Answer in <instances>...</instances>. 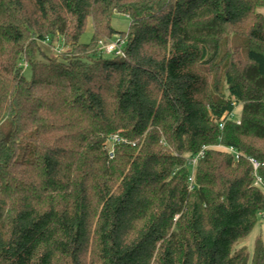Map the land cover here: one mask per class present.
<instances>
[{
    "label": "trees",
    "instance_id": "obj_1",
    "mask_svg": "<svg viewBox=\"0 0 264 264\" xmlns=\"http://www.w3.org/2000/svg\"><path fill=\"white\" fill-rule=\"evenodd\" d=\"M262 8L0 0V264H249L241 243L264 216L248 160L264 179ZM117 36L125 56L100 49ZM57 40L70 49L50 54Z\"/></svg>",
    "mask_w": 264,
    "mask_h": 264
},
{
    "label": "built area",
    "instance_id": "obj_2",
    "mask_svg": "<svg viewBox=\"0 0 264 264\" xmlns=\"http://www.w3.org/2000/svg\"><path fill=\"white\" fill-rule=\"evenodd\" d=\"M47 41L48 40H46L44 42H47ZM99 45H100V49L106 54L122 55V56L126 55V53H125L126 38H124V37L104 39V40H101L99 42ZM237 107L238 106H236V108ZM228 119H235L238 123H240V117H236V109L233 112L229 113V115L226 117V119L224 121H222L221 128L224 127V123ZM111 141L113 143H115V142L122 141V139L118 135H115V136L111 137ZM217 147H219L221 149H225V150L233 153L237 160L243 156V154L238 149H236L234 146H225L223 144H218ZM114 151H115V147H114V145H112V147L110 149V156L111 157L114 156ZM202 154H203V152H201L195 158L192 159L193 165L196 164L198 157L201 156ZM248 160L250 161V163L252 164V167H253V174L255 176L254 184L256 186H259L260 188H262L264 190V179L261 176V174L259 173V170L262 166V163L257 158L252 157V156H249ZM190 182L191 183H190L189 188L193 189L195 187L194 174L190 177Z\"/></svg>",
    "mask_w": 264,
    "mask_h": 264
},
{
    "label": "rangeland",
    "instance_id": "obj_3",
    "mask_svg": "<svg viewBox=\"0 0 264 264\" xmlns=\"http://www.w3.org/2000/svg\"><path fill=\"white\" fill-rule=\"evenodd\" d=\"M260 11L264 13V8H262ZM129 23H130V20L127 16L122 15V14L115 15L114 25L117 29L119 30L126 29L129 27ZM118 37H122V36H117L114 38H118ZM91 38H92V23L89 22L87 31L81 37V43H88L90 42ZM105 39H108V38H105ZM68 49H70V47L64 45L62 41L57 40L56 46L53 47L51 50L50 49L49 50H50V54L54 55L60 52L67 51ZM24 72L27 77H31V68L28 67L27 65L25 66ZM241 110H242V106L239 105L236 108V117H240ZM257 239L264 241V216L262 215H259L257 225L255 226L253 231L246 238L243 239L241 243V245L247 246V250L250 254L249 264H251L253 255L255 253V246H256Z\"/></svg>",
    "mask_w": 264,
    "mask_h": 264
}]
</instances>
